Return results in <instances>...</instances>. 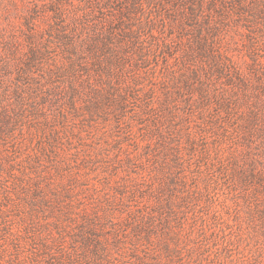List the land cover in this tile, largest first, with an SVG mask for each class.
Segmentation results:
<instances>
[{"label":"rangeland","instance_id":"1","mask_svg":"<svg viewBox=\"0 0 264 264\" xmlns=\"http://www.w3.org/2000/svg\"><path fill=\"white\" fill-rule=\"evenodd\" d=\"M50 2L0 0V264H264V0L83 69Z\"/></svg>","mask_w":264,"mask_h":264},{"label":"trees","instance_id":"2","mask_svg":"<svg viewBox=\"0 0 264 264\" xmlns=\"http://www.w3.org/2000/svg\"><path fill=\"white\" fill-rule=\"evenodd\" d=\"M180 1L183 0H78L74 4L70 0H51V17L57 26L67 69L76 65L83 69L87 53L99 61V51L108 53L113 43L134 40L140 35L141 24L151 26L158 19L164 26L166 19L178 23L191 18L192 7L185 9L178 4ZM33 261L43 264L37 254Z\"/></svg>","mask_w":264,"mask_h":264}]
</instances>
